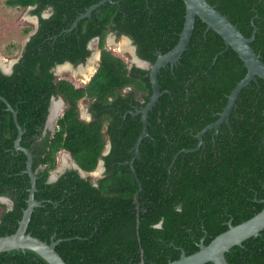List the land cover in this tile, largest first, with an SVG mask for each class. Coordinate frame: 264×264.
Segmentation results:
<instances>
[{
  "label": "trees",
  "instance_id": "obj_1",
  "mask_svg": "<svg viewBox=\"0 0 264 264\" xmlns=\"http://www.w3.org/2000/svg\"><path fill=\"white\" fill-rule=\"evenodd\" d=\"M100 0H4V6L41 16L11 74L0 71V97L17 113L20 145L33 155L36 201L26 232L55 247L66 264H167L190 255L264 207V80L257 77L238 95L228 122L217 121L246 67L224 40L196 17L186 50L157 80L163 92L147 114V132L134 156L149 101L148 71L127 66L104 46L109 32L128 37L137 56L152 64L177 43L185 20L183 0H112L74 21ZM246 38L264 63V0H206ZM69 29V30H68ZM29 28L24 30L28 34ZM56 37V38H55ZM99 38L100 63L90 81L75 88L54 80L51 68L77 65ZM8 47L18 54L20 47ZM130 91L123 94L125 88ZM142 96V102L136 100ZM52 96L65 107L53 133L43 136ZM91 101L92 119L79 116V102ZM107 123V130L102 131ZM17 127L0 99V237L15 233L27 206L30 180L26 156L14 150ZM110 151L102 156L105 137ZM39 141V139H41ZM198 147V148H197ZM62 152L83 171L104 161V176L93 183L77 170L48 181ZM132 162L130 165L129 162ZM177 206L181 208L177 211ZM159 227L153 225L159 224ZM229 264H264V230L232 247ZM0 264H47L31 251L0 253ZM212 264V263H206Z\"/></svg>",
  "mask_w": 264,
  "mask_h": 264
},
{
  "label": "water",
  "instance_id": "obj_2",
  "mask_svg": "<svg viewBox=\"0 0 264 264\" xmlns=\"http://www.w3.org/2000/svg\"><path fill=\"white\" fill-rule=\"evenodd\" d=\"M106 2H112V0H100L98 3L90 6L87 11L80 15L73 23L71 29H73L77 22L83 18L89 17L94 9L105 4ZM185 4V20L183 24L182 31L179 35V39L176 45L165 54H158L157 59L154 63L150 64L145 60L140 59L135 53V46L131 44V40L126 36H121L120 38L128 41L129 46L132 49L131 57L133 61L144 70L148 71L149 82L151 86V95L149 101L146 103L142 110H138L137 113L141 114L142 129L140 135L133 147L134 156H138V148L141 141L148 136L147 132V114L156 104L158 98L163 92L160 91V87L157 80V74L159 70L166 66L167 64H175L186 50L189 43L194 23L196 17H198L207 26V29L214 30L218 35L222 37L226 48L233 49L239 58L243 61L247 71L243 79L233 88L231 93L227 98V103L220 113L219 118L213 124L207 126L202 131L197 134L198 147L202 144V135L210 130L217 129L221 123L228 122V117L235 106L236 99L242 89L248 86L251 82H256V78L259 77L264 80V63L260 60L259 55H257L250 46V42L253 37L246 38L243 34L234 26L225 16H223L219 11L215 9L214 6L210 5L206 0H183ZM94 41H97L96 39ZM99 55H97V58ZM0 67H2L3 72L8 73L9 70L4 69V62L0 58ZM0 99L6 104L7 110L13 115L14 122L17 127V136L14 141V150L21 151L26 156V169L25 173L29 176L30 188L29 195L27 199L26 209L23 211L22 218L18 223V227L15 233L11 235H6L0 237V253L10 252L13 250L21 251H31L37 254L39 257L44 259L47 264H66L60 255L56 252L55 247L60 243L59 240L51 241L50 243L44 242L38 238H35L26 232L30 217L35 208L42 205V201H36L34 194L36 192V175L32 170L33 155L32 153L20 145V140L23 135V130L17 122V113L13 108L6 102L2 97ZM56 103L59 105V109H62L63 101L61 99L57 100ZM58 108H56L57 110ZM52 110L49 121L54 123L57 121L59 112ZM197 147V148H198ZM106 151H104V154ZM131 165L132 162L130 161ZM61 165L57 170L52 172L50 181H54L62 173ZM73 168L78 171L81 177L86 178L91 176L93 183L99 178V172L102 170V161L98 162L96 171L98 175L92 172H85L76 162L73 163ZM60 172V173H59ZM0 203L6 204L7 209L12 208V201L6 197H0ZM264 230V207L252 216L250 219L238 224L232 225L228 223V229L213 238L208 245H204L201 242L198 245V251L186 255L182 251L178 260L171 261L167 264H229L225 259V254L234 246H240L245 240L256 237Z\"/></svg>",
  "mask_w": 264,
  "mask_h": 264
},
{
  "label": "flooded vegetation",
  "instance_id": "obj_3",
  "mask_svg": "<svg viewBox=\"0 0 264 264\" xmlns=\"http://www.w3.org/2000/svg\"><path fill=\"white\" fill-rule=\"evenodd\" d=\"M6 8L10 9V10H13L14 8H10V7H7L5 6ZM17 10V9H16ZM26 10V17L23 18V17H20L19 18V21H21L22 23H25V26H23L21 28V31L19 32V36L20 37L21 35L20 34H23L24 33V30L26 28H29L31 29L28 34H27V37L25 38V40L22 42L21 44V47H20V50L18 52V54L15 55V58L13 60H8L6 59L7 58V54L9 53L7 47L11 50V51H14V49L12 47H10V45L14 44L15 46H18V40H17V37H14V38H11L8 43H6V46H5V49H4V54L2 53V50L0 48V55L2 54L3 56H5L6 58H2L3 62H4V69L5 70H9L8 73H5L3 72L2 70V67H0V71L4 74H11L12 73V70H13V66L19 61V59L21 58L22 56V53L24 51V48L26 46V44L29 42L30 38L32 35H34L38 28H39V20L40 18H43V19H46L48 18L49 16H51V10L50 9H47L45 10L44 12H42L41 16L39 17L38 15L32 13V11L34 10V7H28L25 9ZM72 27V26H71ZM71 27L69 29H71ZM68 29V30H69ZM18 33V31H17ZM15 33V34H17ZM108 35L110 36H114V39H113V42H114V45L115 43L117 42L116 40V35L113 33V32H109ZM107 35V36H108ZM106 36V38H107ZM121 37V36H120ZM118 37V38H120ZM56 38V37H55ZM106 38L104 40V46H106ZM97 40V41H94V40ZM0 41H2V39L0 38ZM99 38L98 37H95L93 39H91L88 44H87V50L89 51V56L86 58V60L82 63H79L77 65H74V64H71L69 62H63V63H59V64H56L54 65L52 68H51V72L54 76V80L57 81V80H67L69 81L75 88H80V87H83L85 84H87L91 77L95 74V72L97 71L98 67H99V63H100V57H101V49L99 47ZM131 44L133 45V43L131 42ZM110 46H112L110 44ZM107 48V47H105ZM108 50V49H107ZM111 51V50H110ZM135 53H136V48H135ZM98 54L99 57L97 59H95L93 62H94V65H93V70L88 73V76H87V79L86 81H84V79L86 77H84L82 75V73H80L79 71L81 69H83L84 67L86 68L87 66L90 65L91 63V60L95 57V55ZM137 55V54H136ZM1 58V57H0ZM64 65H68L73 71L76 72V74H72L71 72H64V73H61L59 72V68L64 66ZM131 66H135L137 68H140L132 59V63L129 67ZM141 69V68H140ZM144 70V69H143ZM60 74H63V75H70V78H65V77H61ZM90 74V75H89ZM84 78V79H83ZM130 87L129 88H125L122 93L123 94H126L130 91ZM61 99L63 101V105H62V109L60 108L59 110H56V108L59 107V105L56 103L57 100ZM136 100L142 102V96H138L136 98ZM56 103V104H55ZM54 105V106H53ZM65 107V103H64V100L62 97L60 96H52L51 99H50V105H49V109H48V116H47V119H46V122H45V126H44V131H43V136L47 133V132H50V133H53L54 129H55V126H56V122L54 123H51L49 121V116L52 112V110H56L59 112V115H58V118L59 116L61 115L63 109ZM90 107H91V101L87 102V103H84L82 101L79 102V116L81 119L83 120H86V121H90L92 119V113L90 111ZM83 109V110H82ZM84 114H83V113ZM83 114V115H82ZM57 118V119H58ZM107 130V123H105L102 127V131L105 132ZM41 139H39V141H41ZM110 146H111V141L109 139V137H105V146L103 148V151H102V156H105L109 153L110 151ZM104 151H106V153L104 154ZM62 156H65L66 157V163L63 164L64 167L62 168V173H64L65 171L67 170H74L73 168V163L75 162L74 158L67 152H62L60 155H59V158H57V165H56V168L51 171L49 173V176H48V181H50V178H51V174L52 172H54L55 170H57V168L59 167V164L61 163V158ZM102 161V170L99 172V178H102L104 176V173H105V164H104V161ZM69 165V167H68ZM66 166V167H65ZM96 168L94 169V171H92V173L94 174ZM60 173V172H59ZM61 173V174H62ZM97 175V174H95Z\"/></svg>",
  "mask_w": 264,
  "mask_h": 264
},
{
  "label": "rangeland",
  "instance_id": "obj_4",
  "mask_svg": "<svg viewBox=\"0 0 264 264\" xmlns=\"http://www.w3.org/2000/svg\"><path fill=\"white\" fill-rule=\"evenodd\" d=\"M3 1L4 0H0V38L2 39V41H0V48L2 50V53L4 52L6 43H8V41L11 38L17 37L18 46L21 47L22 42L27 37V34H25V33L20 34L21 36L18 37L19 36L18 34L21 31V28L23 26H25V23H22L21 21H19V18L20 17H23V18L26 17V10L25 9H23V10H16V9L10 10V9H8V8H6L4 6ZM30 30L31 29H29V31ZM17 31H18V33H17ZM15 33H17V34H15ZM111 38L114 39V36L108 35L107 38H106V46H105V47H107L106 49L111 50V52L114 55L119 56L120 58H122V60L126 63L127 66H130L131 63H132L131 53L130 52L127 53V52L119 51V49L115 48L114 46H110L109 40ZM116 39H117L116 40L117 42L115 44L120 43V41L122 40V38H116ZM0 57L1 58H6L2 54L0 55ZM14 58H15V55L7 54V58L6 59L13 60ZM60 76L61 77H65V78H70V75L60 74ZM86 79H87V77L84 79V81H86ZM60 161H61V163L59 165L61 166V164L64 161H66V157L65 156L62 157V159ZM95 172H96V170H95Z\"/></svg>",
  "mask_w": 264,
  "mask_h": 264
},
{
  "label": "bare ground",
  "instance_id": "obj_5",
  "mask_svg": "<svg viewBox=\"0 0 264 264\" xmlns=\"http://www.w3.org/2000/svg\"><path fill=\"white\" fill-rule=\"evenodd\" d=\"M109 44H111L112 46H114L115 48H117V49H119V51H123V52H130V53H132V49H131V47L129 46V43H128V41L127 40H125V39H122L121 41H120V43H118V44H115L114 45V42H113V39L111 38L110 40H109ZM97 55L98 54H96L95 55V57L91 60V63H90V65L89 66H87L86 68L84 67L83 69H81L79 72L80 73H82V75L84 76V77H87L88 76V73H90L92 70H93V65H94V60L95 59H97ZM59 72H61V73H64V72H71L72 74H76V72L75 71H73L68 65H64V66H62V67H60L59 68ZM90 75V74H89ZM84 79V78H83ZM56 104V103H55ZM54 106V105H53ZM57 110H59V107H58V109ZM83 113V112H82ZM84 114V113H83ZM62 157H64V156H62ZM62 159V158H61ZM66 163V161H64L62 164H65ZM61 164V165H62ZM60 166V165H59ZM64 166V165H63ZM66 167V166H65ZM68 167H69V165H68ZM94 174H98V172L96 171V172H94Z\"/></svg>",
  "mask_w": 264,
  "mask_h": 264
},
{
  "label": "clouds",
  "instance_id": "obj_6",
  "mask_svg": "<svg viewBox=\"0 0 264 264\" xmlns=\"http://www.w3.org/2000/svg\"><path fill=\"white\" fill-rule=\"evenodd\" d=\"M177 211H180L181 210V208L179 207V206H177V209H176ZM162 223H163V221L161 220L160 222H159V224H157V225H153L154 227H159L160 225H162Z\"/></svg>",
  "mask_w": 264,
  "mask_h": 264
}]
</instances>
